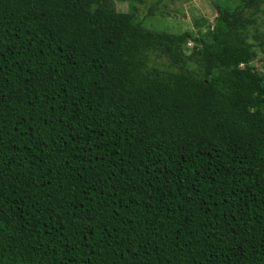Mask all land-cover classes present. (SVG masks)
<instances>
[{"label":"trees","instance_id":"1","mask_svg":"<svg viewBox=\"0 0 264 264\" xmlns=\"http://www.w3.org/2000/svg\"><path fill=\"white\" fill-rule=\"evenodd\" d=\"M114 1L0 0V264H264V0L209 41Z\"/></svg>","mask_w":264,"mask_h":264},{"label":"rangeland","instance_id":"2","mask_svg":"<svg viewBox=\"0 0 264 264\" xmlns=\"http://www.w3.org/2000/svg\"><path fill=\"white\" fill-rule=\"evenodd\" d=\"M237 0H125L114 1V6L119 11L134 12L137 19L141 20L146 28L156 31H168L179 33L191 31L194 37L210 40L207 36L218 22L216 6L234 7ZM258 14L257 23L250 27L248 40L252 42L254 55L251 65L264 76V50L256 44L255 35L264 33V3ZM198 42L191 40L185 47L187 55L197 52ZM200 45V44H199ZM148 67L162 69L182 70L178 64L172 65L170 61L156 52H148ZM194 58L188 62V66L194 65Z\"/></svg>","mask_w":264,"mask_h":264}]
</instances>
